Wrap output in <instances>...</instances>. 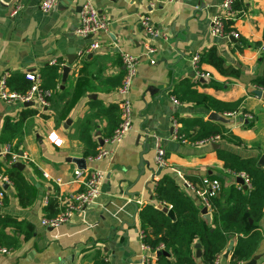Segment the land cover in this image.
Wrapping results in <instances>:
<instances>
[{"label": "crops", "instance_id": "crops-1", "mask_svg": "<svg viewBox=\"0 0 264 264\" xmlns=\"http://www.w3.org/2000/svg\"><path fill=\"white\" fill-rule=\"evenodd\" d=\"M40 1L0 0V79L4 74H39L52 60L63 66L69 54H74L75 59L64 81L61 69L58 87L63 92L54 107L39 109L32 102L39 113L24 121L19 137L0 143V151L10 144L12 153L17 155L10 164V160L5 162L10 154L0 157V162L9 166L20 161L23 169L19 170L34 192L32 203L22 207L13 186L1 185L5 194L0 214L29 223L32 229L4 228L5 233L18 237L19 245L0 252V264H93L97 252L111 264H143L146 257L150 264H157L156 252L147 251L142 243L139 211L154 202L152 188L159 175H170L203 207L199 197L184 187L188 178H216L224 189L238 184L236 174L224 169L218 149L241 157L264 155V89L253 82L264 75V55L258 51L263 42L264 0H237L241 9L235 12L232 31L238 33L243 44L230 34L214 37L210 32V21L220 13L222 0H57L49 12L41 11ZM85 1H90L109 20L107 30L95 35L99 47L89 52L86 48L90 38L75 33ZM17 5L20 8L11 15ZM141 13L149 15L161 35L149 38L144 33L138 20ZM148 44L155 50L144 56ZM210 47L217 49L227 66L239 70L238 77L221 75L205 63L200 67L208 78L195 76L192 55ZM120 51L141 57L129 92L131 129L119 143L109 145L104 136L106 119L94 116L93 104L99 102L104 108L117 104L118 87L113 84L122 71ZM82 63L87 88L75 99L72 91ZM187 82L198 94L223 102L239 100L238 110L227 115L205 108L188 92ZM24 107V103L0 98V129L5 117L17 121ZM180 116L219 121L242 144L224 139L190 142L179 133ZM173 120L178 123L177 133L182 139L172 136ZM83 126L97 144L96 150L100 146L111 150L107 158L90 162L84 156L80 139ZM49 133L61 140L59 146L47 139ZM156 143L165 150L167 158V164L159 171L155 163ZM80 157L85 159L84 169L104 171L99 196L68 221L53 228L43 226L41 218L50 217L43 210L48 197L56 196L59 211V201L67 202L80 189L74 179L77 166L72 161ZM44 172L49 177H44ZM207 212L211 222L212 213L208 208ZM259 226L263 238L254 254L258 256L256 264L264 261V215ZM236 237L228 238L221 252L225 259L229 258Z\"/></svg>", "mask_w": 264, "mask_h": 264}, {"label": "trees", "instance_id": "trees-1", "mask_svg": "<svg viewBox=\"0 0 264 264\" xmlns=\"http://www.w3.org/2000/svg\"><path fill=\"white\" fill-rule=\"evenodd\" d=\"M235 10L241 7L237 0L233 3ZM236 18V17H235ZM224 31L229 33L233 30L234 20L231 17H223ZM229 35V34H228ZM243 44L244 41L238 37ZM264 42V28L262 32ZM84 60V58H83ZM199 64L205 63L214 67L221 75L238 77L239 70L227 66L223 57L215 47L205 49L199 53ZM83 63L80 69V76L77 77L72 96L76 99L82 95L87 83L84 79ZM62 63H47L39 70L40 90H49L50 95L46 97L48 108L54 107L55 102L61 97L58 84L61 75ZM26 73H12L6 77L8 90L23 94L33 85V81L26 78ZM122 71L114 81L119 87ZM258 86L264 89V75L253 80ZM191 83L187 82L188 92L198 104L209 110L218 113H230L238 110L239 100L234 102H223L207 95L198 94L191 90ZM56 97V98H55ZM181 99V98H180ZM96 108L94 116H102L106 119L104 136L109 137L119 122V109L117 104H110L104 108L99 102L93 104ZM39 113V109L32 105L22 109L17 121L5 117L0 129V143H7L20 136L24 127V121ZM44 114V113H43ZM45 116V115H44ZM180 123L179 133L188 141L198 142L217 136V139H224L234 144H242V140L235 136L223 123L213 120H205L202 117H177ZM80 139L84 143V156L94 155L97 150L95 144L87 132L86 126L80 131ZM17 152V148H13ZM217 156L222 161L223 167L231 174L242 173L247 177L248 189H243L238 184H232L224 189L220 182V191L208 199V209L212 213V220L207 223L201 215V204H197L192 196L184 192L174 179L167 173L160 174L154 181L152 188L153 201L144 205L139 211V222L141 229L142 243L152 251H158L159 245L162 250L169 251L171 259L165 255H157V264H213L214 256L222 252L228 238L237 236L232 246L228 260L231 264H242L248 261L258 248L263 238L259 222L264 215V167L259 165L257 157H241L224 149L217 150ZM5 162L10 160L6 155ZM0 162V173L5 175L13 186L20 206L25 207L34 200L32 186L25 179L22 171L13 166H7ZM195 189L201 187V179L188 178ZM3 190L0 184V190ZM162 203L170 207L175 215V220L170 219L163 211L156 208V203ZM204 206V204H202ZM44 214L52 216L57 214V200L55 195L48 197L43 207ZM23 227L31 230L29 223L22 220L0 214V246L4 248H16L19 240L16 235L5 233L6 227ZM16 230H13V234ZM200 243V257L195 256L194 244ZM93 264H104V257L97 252ZM257 264H264L260 261Z\"/></svg>", "mask_w": 264, "mask_h": 264}, {"label": "built area", "instance_id": "built-area-1", "mask_svg": "<svg viewBox=\"0 0 264 264\" xmlns=\"http://www.w3.org/2000/svg\"><path fill=\"white\" fill-rule=\"evenodd\" d=\"M235 0H222L220 6L221 10L220 13L214 15L211 19V34L214 37H223L227 36L228 34L232 35L235 38H238L239 35L237 32H229L226 33L224 31V22L223 17H231L235 19V12L236 10L233 8V3ZM57 0H41L39 4V8L43 12H49L54 9L57 5ZM20 8L19 5L15 6L12 11L11 15L17 13L18 9ZM139 24L142 27L144 33L149 37H157L161 35L159 30L152 24L150 17L147 13H141L138 15ZM109 25V20L104 15L100 14L98 10L92 5L90 1H85L79 11V25L75 29V33L82 36L90 38V42L88 47L86 48V52L96 50L99 47V44L95 38V35L98 34L100 31L107 30ZM155 50L154 47L150 46L149 44L146 45L145 52L143 53L144 56H147L153 53ZM258 51L264 55V42H262L259 47ZM120 62L122 66V77L120 81V85L117 88L118 93V109H119V122L117 126L114 128L112 134L105 139V142L109 145L119 143L126 132L131 129V121H132V108H131V101L129 97L130 87L132 83V79L137 72V64L140 60L141 55H134L129 52L120 51ZM199 53H195L191 57L192 67L197 78H208V73H205L198 62ZM150 62L153 63L154 60L150 59ZM56 61L52 60L51 64H55ZM26 78L33 81V85L31 88L23 93H16L14 91L8 90L6 86V77L7 74H4L0 79V98L6 102H19V103H26V102H35L39 109L46 108L48 106V102L46 97L50 95L49 90H40L37 85L39 83V74L36 72H26ZM172 101L175 104H179L177 99L171 97ZM232 113H227V115H231ZM173 138H181L182 135L177 133L178 123L173 120ZM147 134V133H146ZM148 135V134H147ZM47 139L52 142L53 144L59 146L61 144V140L54 135V133H49ZM217 139L216 137L205 139L198 141V143H205L209 141H214ZM185 141V140H183ZM111 150L98 147L97 152L94 155L88 156L87 159L92 161L101 160L103 158H107L110 155ZM6 154H10V161L9 164L14 162L17 158L15 153L11 151V145H7L3 151H0V157H3ZM155 163L158 167H164L167 164V158L165 155V150L156 143L155 146ZM44 177H49L47 173H43ZM236 176H240L244 179V183L248 187V180L247 177L242 174H236ZM74 179L80 185V189L70 196L69 200L66 201H59L61 208L57 212L56 215H52L50 217H42L40 222L43 226L47 227H56L61 223H64L70 219V217L76 213L82 211L86 206L91 204L96 200L100 193V187L104 180V171L99 168H92L90 170L87 169H80L77 168L74 170ZM0 184L1 185H9L11 181L6 176H0ZM56 182L60 183L59 179H56ZM184 187L191 190L195 193L205 207H208V199L209 197L215 196L220 191V182L216 178H208L204 177L201 178V187L199 189H195L192 183L188 180H185L183 183ZM4 190H0V206L3 205L4 201ZM147 251L152 253L156 251H152L148 247H146ZM162 245H159L157 248L158 250H162ZM0 252L6 253L8 250L0 246ZM225 260V262H224ZM104 264H111L108 258H104ZM143 264H150L149 258H145ZM213 264H231L230 261L223 257L222 253H217L214 256Z\"/></svg>", "mask_w": 264, "mask_h": 264}, {"label": "water", "instance_id": "water-1", "mask_svg": "<svg viewBox=\"0 0 264 264\" xmlns=\"http://www.w3.org/2000/svg\"><path fill=\"white\" fill-rule=\"evenodd\" d=\"M75 59V55L74 54H69L67 57V63L65 65L62 66V79L63 81L65 80L69 70H70V66L71 63L74 61ZM255 93H258L260 91H254ZM32 102H26L24 103L25 106L31 105ZM219 119V118H216ZM221 120V119H219ZM146 139V138H145ZM19 156H22V153L19 152ZM72 161L76 164L77 168L80 169H84L85 168V159L84 158H73ZM258 164L264 167V155H261L258 160H257ZM14 167L22 170L23 169V164L20 161H17L13 164ZM160 170V167L158 168V171ZM236 182L242 186L243 189H246V184L244 183V179L240 176L236 177ZM156 208L160 209L161 211H163L170 219L175 220V215L173 210L170 207L165 206L162 203L157 202L156 203ZM201 215L203 217V219H205V221L207 223H210V214L207 212V207L203 206L200 210ZM194 248L195 250V256L196 257H200V243L197 242L194 244ZM157 255H165L168 256L169 253L165 250H158L156 251V256ZM258 259L257 255H253L248 261L242 263V264H256V260Z\"/></svg>", "mask_w": 264, "mask_h": 264}]
</instances>
